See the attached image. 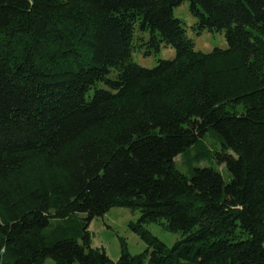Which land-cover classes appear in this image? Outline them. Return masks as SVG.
<instances>
[{
	"label": "trees",
	"instance_id": "trees-1",
	"mask_svg": "<svg viewBox=\"0 0 264 264\" xmlns=\"http://www.w3.org/2000/svg\"><path fill=\"white\" fill-rule=\"evenodd\" d=\"M182 1L0 0V264H264V0H190L199 32H225L209 52ZM137 28L147 53L176 56L136 62ZM208 130L222 149L194 155L229 181L177 166ZM113 206L140 211L143 252L92 244ZM149 222L184 236L168 245Z\"/></svg>",
	"mask_w": 264,
	"mask_h": 264
},
{
	"label": "rangeland",
	"instance_id": "rangeland-1",
	"mask_svg": "<svg viewBox=\"0 0 264 264\" xmlns=\"http://www.w3.org/2000/svg\"><path fill=\"white\" fill-rule=\"evenodd\" d=\"M190 3V0H183L181 3L174 6V13L177 17L184 20L187 34L193 37L196 49L209 52L216 47L227 48L228 41L224 30L203 29L199 32L196 29L195 22L197 17L191 11ZM140 35L147 38L149 32L142 31L139 28L135 31L134 43H136V45L132 52V58L139 64L152 67L157 64L158 59L160 58H173L176 56V48L172 45L165 44H163L159 50L147 53V45L140 44L141 42H139ZM93 92L94 88L91 89V93ZM208 147L214 150L222 149L220 139L214 132H212V130H208L203 135L200 143H195L189 146L182 155L176 157L178 168L184 173L190 175V166L192 164L201 166L212 164L222 172L225 180L229 181L231 179V173L227 169L225 163H218L215 158H208V155H206L205 159L198 157V155L197 157L194 155L200 150L207 151ZM193 155L194 157H191ZM81 215H85V213H81ZM139 217L140 211L138 209H133L127 206H113L106 212L96 215L93 217L89 225L92 244L94 246L105 247L108 255L114 260H117L120 257L124 243H126L128 250L132 254L143 252L148 245L141 235L131 226V223L137 221ZM59 222H63V220L59 218H51L47 230L54 228ZM146 227L168 245H173L175 241L184 236L182 230L172 231L164 228L157 222L146 223ZM43 264H54V259L48 257ZM181 264L197 263L183 260Z\"/></svg>",
	"mask_w": 264,
	"mask_h": 264
}]
</instances>
